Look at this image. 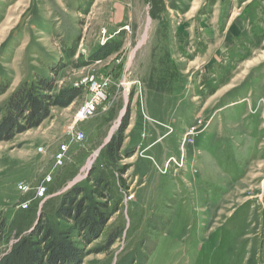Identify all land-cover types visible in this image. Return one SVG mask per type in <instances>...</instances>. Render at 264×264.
<instances>
[{"label":"rangeland","instance_id":"rangeland-1","mask_svg":"<svg viewBox=\"0 0 264 264\" xmlns=\"http://www.w3.org/2000/svg\"><path fill=\"white\" fill-rule=\"evenodd\" d=\"M106 45L118 48L96 56ZM37 77L79 96L0 142V256L95 167L120 211L85 264H264V0H0V107ZM88 80L104 98L79 121ZM126 116L123 173L111 172L102 152Z\"/></svg>","mask_w":264,"mask_h":264},{"label":"trees","instance_id":"trees-1","mask_svg":"<svg viewBox=\"0 0 264 264\" xmlns=\"http://www.w3.org/2000/svg\"><path fill=\"white\" fill-rule=\"evenodd\" d=\"M117 48L118 45H106L95 55L105 58ZM53 85V80L37 77L11 94L8 102L0 107V142L11 141L17 135L39 128L50 117L53 108H69L79 96L77 90L63 96L54 94ZM9 89V82L0 83V96ZM127 118L123 119L119 130L102 152L105 168L111 172L118 170L123 173L120 161L124 156L122 149ZM96 169L94 167L89 175L90 187L76 184L62 195L48 199L39 216L36 214L34 219H29L30 225L17 233L9 251L0 256V264H85L89 256L87 246L105 234L110 220L120 211L106 174H96ZM50 215L55 220L50 219ZM62 219L75 221L76 225L65 229ZM6 227V221H0V241L6 237ZM121 234L117 228L109 235V248Z\"/></svg>","mask_w":264,"mask_h":264},{"label":"built area","instance_id":"built-area-1","mask_svg":"<svg viewBox=\"0 0 264 264\" xmlns=\"http://www.w3.org/2000/svg\"><path fill=\"white\" fill-rule=\"evenodd\" d=\"M88 84L91 85V92L93 94V100L88 102L86 106L83 108V110L79 112L78 114L79 121H85V120L92 118L96 114L97 108L100 105L102 99L104 98L101 92L99 83L96 80H88ZM75 139L79 141H83L84 135L82 133L78 134L76 135ZM69 149L70 147H68L67 145H63L60 148V150L57 152L55 156L56 166L65 164V162L67 161V157H68L67 155H68ZM51 181H52L51 176H48L45 180L46 183H51ZM22 191H26V188H22ZM45 193H46V188L42 187L39 192V196L41 197L40 198L41 200L47 196V194Z\"/></svg>","mask_w":264,"mask_h":264},{"label":"water","instance_id":"water-1","mask_svg":"<svg viewBox=\"0 0 264 264\" xmlns=\"http://www.w3.org/2000/svg\"><path fill=\"white\" fill-rule=\"evenodd\" d=\"M111 138H109V140L107 141L106 145L110 142Z\"/></svg>","mask_w":264,"mask_h":264},{"label":"bare ground","instance_id":"bare-ground-1","mask_svg":"<svg viewBox=\"0 0 264 264\" xmlns=\"http://www.w3.org/2000/svg\"><path fill=\"white\" fill-rule=\"evenodd\" d=\"M92 162V161H91Z\"/></svg>","mask_w":264,"mask_h":264},{"label":"crops","instance_id":"crops-1","mask_svg":"<svg viewBox=\"0 0 264 264\" xmlns=\"http://www.w3.org/2000/svg\"><path fill=\"white\" fill-rule=\"evenodd\" d=\"M71 180V179H70Z\"/></svg>","mask_w":264,"mask_h":264}]
</instances>
